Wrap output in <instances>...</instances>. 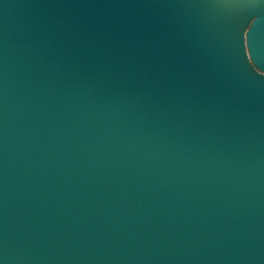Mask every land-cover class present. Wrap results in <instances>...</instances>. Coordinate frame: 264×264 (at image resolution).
Returning <instances> with one entry per match:
<instances>
[{
  "label": "water",
  "instance_id": "1",
  "mask_svg": "<svg viewBox=\"0 0 264 264\" xmlns=\"http://www.w3.org/2000/svg\"><path fill=\"white\" fill-rule=\"evenodd\" d=\"M0 264H264V0H0Z\"/></svg>",
  "mask_w": 264,
  "mask_h": 264
}]
</instances>
